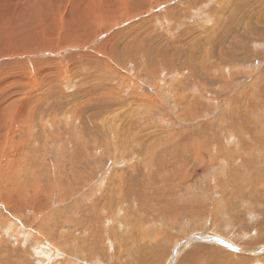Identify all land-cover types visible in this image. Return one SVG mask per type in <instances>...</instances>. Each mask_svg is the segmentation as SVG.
<instances>
[{
    "label": "rangeland",
    "instance_id": "1",
    "mask_svg": "<svg viewBox=\"0 0 264 264\" xmlns=\"http://www.w3.org/2000/svg\"><path fill=\"white\" fill-rule=\"evenodd\" d=\"M75 1L49 29L43 11L0 25V264H165L188 230L228 225L234 245L209 240L207 261L190 242L183 264H264V0Z\"/></svg>",
    "mask_w": 264,
    "mask_h": 264
},
{
    "label": "bare ground",
    "instance_id": "2",
    "mask_svg": "<svg viewBox=\"0 0 264 264\" xmlns=\"http://www.w3.org/2000/svg\"><path fill=\"white\" fill-rule=\"evenodd\" d=\"M16 0H0V4L2 5V8L0 9V25L5 21V19H7V17L9 16H15L16 14H19V16H23V18H27L28 21H32L36 18V16H41L39 13L40 11L42 12L43 11V15H47L49 19H47L48 22L52 21V23H48L49 26L47 25L46 26V29L50 28L52 24H61L64 22L63 20V17H62V13L59 9V5L57 4L59 0H39L37 1V4H34L32 0H23L22 3H25L26 6H23L22 4L21 5H17V4H14ZM19 1V0H18ZM79 2V5L76 4V2ZM121 2V6H122V9L126 10V9H134V8H138L140 9L141 7H143L144 5L146 4H151V6H153L154 8V3H152L153 1L151 0H119ZM110 0H93L91 3H88L87 0H76L73 4H69V8L74 10L75 8L79 9V10H84V9H88V10H93L95 12H101L103 11L104 8H106L109 4ZM160 0H157V3H159ZM172 2V1H171ZM239 2V1H238ZM18 3V2H16ZM240 3V2H239ZM194 5V3H192ZM159 5V4H158ZM193 5H191L193 7ZM197 7V4L195 5ZM36 8H40L39 10L36 9ZM51 8V9H50ZM181 8V7H180ZM189 8L191 9V7L189 6ZM174 9V8H173ZM183 9V8H181ZM224 9V8H223ZM171 10V9H170ZM178 10V9H176ZM187 10V9H186ZM180 11V10H179ZM224 11V10H222ZM221 11V12H222ZM47 12V13H46ZM55 12V13H54ZM181 13V11H180ZM186 13V12H185ZM192 13V11H191ZM223 13V12H222ZM189 14V13H188ZM8 15V16H7ZM168 15V14H167ZM173 15V13H172ZM192 15V14H191ZM96 17H103V16H100V15H95ZM171 16V14H170ZM175 16V15H174ZM180 17H183V16H180ZM44 19V18H43ZM51 19V20H50ZM119 19V18H117ZM116 19V20H117ZM131 19H133V16L131 17ZM181 19V18H179ZM26 20V21H27ZM40 20V19H39ZM45 20V19H44ZM42 20V21H44ZM177 20V19H176ZM152 21V19H150V22ZM45 22V21H44ZM61 22V23H60ZM119 22L118 21H114L113 25L116 24ZM169 22V21H168ZM43 23V22H40L39 23V26L40 24ZM47 23V22H46ZM154 23V22H153ZM219 24V23H218ZM146 25V24H145ZM45 26V24H44ZM45 29V28H43ZM45 29V30H46ZM44 30V31H45ZM91 33H93V35H95V39L93 40L95 43L98 39H100L99 36L96 35V31L92 30ZM44 34V33H43ZM94 43V44H95ZM39 47V50H38V54H45L47 53L48 51L43 47V45H40V46H37L35 48V46H32V49H37ZM68 47L70 48H67V49H70V50H75L76 48H78V42L77 41H74V42H70L68 43ZM37 54V53H36ZM50 54H52V52H50ZM260 93V92H259ZM183 99V98H182ZM244 104V103H243ZM258 104V103H257ZM260 104V103H259ZM138 106V104H137ZM257 106V105H256ZM93 117V115H91V118ZM115 119V118H114ZM113 120V119H112ZM110 121V120H109ZM114 122L116 123V127L119 126L117 124V119L114 120ZM119 128V127H117ZM116 134L119 133V130L118 131H115ZM184 136V135H183ZM169 145V144H168ZM122 146V145H121ZM203 147V146H202ZM198 151V150H197ZM172 153V152H171ZM161 154V153H160ZM192 154V153H191ZM197 156V155H196ZM196 156L194 155L195 159H196ZM189 157V156H188ZM187 159V158H186ZM180 163V162H178ZM187 164L188 162L182 164V166H180V169L178 167L175 166V170L178 172L183 173L185 171V173L189 172L188 168H187ZM180 165V164H178ZM189 166V165H188ZM171 168L170 167L169 169H165L163 167H161L160 171L158 172V183H161L163 186H160L162 187V191L160 193H163L164 195H166V193L169 191V187H172V186H169L171 183L174 182V177L172 174H174V172L172 171L171 172ZM188 175V173H187ZM154 178V176H153ZM156 180V179H155ZM179 180H182V179H179ZM235 180V179H234ZM238 181V180H237ZM151 182V181H150ZM240 182V181H239ZM178 182L176 181L174 183L177 184ZM241 183V182H240ZM239 183V184H240ZM131 184L132 182H128V185L126 187V190L125 191H122L121 189V186H119L117 188V191L116 193L117 194H122V197L124 198V200H129L130 197H131V194L134 192L133 189H131ZM136 184V183H135ZM230 184V183H229ZM166 185V186H165ZM173 185V186H174ZM228 186V185H227ZM229 187V186H228ZM159 188V187H158ZM174 188V187H173ZM145 190V189H144ZM153 190V189H152ZM157 190V189H156ZM148 192V191H147ZM157 192L155 191V194ZM170 194H171V191H170ZM153 195V194H152ZM158 195V194H157ZM142 197V196H141ZM155 197V195L153 196ZM158 197V196H156ZM151 198V197H150ZM146 200V199H145ZM161 201V199H159ZM153 202V201H152ZM154 203V202H153ZM141 204V203H140ZM150 205V204H149ZM155 205V204H154ZM162 206H165V205H162ZM168 207H170V205H167ZM146 207V206H145ZM144 207V210L140 212V216H141V220L146 223L151 217L152 215H155L157 212H155L154 210L157 211V207H154V209L150 206H147L146 208ZM143 208V207H142ZM171 208V207H170ZM162 209V208H161ZM187 208H183V209H177L175 206H173V211H174V215H177L179 213H182L186 210ZM163 210V209H162ZM168 210V209H167ZM172 211V212H173ZM219 217L222 221L226 222L228 220V211L226 209H223L222 211L219 212ZM90 219V218H89ZM88 219V220H89ZM240 220H242L241 217H239ZM224 222H222L223 224H225ZM207 223V221H206ZM147 224V223H146ZM209 224V223H208ZM261 224V223H259ZM189 225V224H188ZM215 225V224H214ZM229 226V225H228ZM226 226L224 228V232L223 234H219V235H215L212 231V229L210 231H206L207 232V235L208 237L210 238H218V237H222L221 239L224 240V241H228L229 245H234V243H232V241L230 240V236L233 234V228H230ZM262 226V225H261ZM215 227V226H214ZM189 227H187L186 230H188ZM185 229V228H184ZM205 230H208V229H205ZM263 230V235H264V228H262ZM189 231V235L190 236H185L186 239H188L189 241H191L192 244L196 245V244H199L198 242H202V241H199L201 240L200 236H196V237H191L192 234H193V231L192 230H188ZM184 234H185V231L183 230ZM225 236V237H224ZM100 237H101V234H100ZM167 237V234L164 233L162 234L161 236H157L156 240L160 241V240H164L166 239ZM104 238V237H103ZM152 238L153 235H152ZM198 238V239H197ZM100 239V238H99ZM219 239V240H221ZM204 240V239H203ZM221 240V241H222ZM189 241L185 240L184 242H181V243H178L179 247L176 249L172 246L173 250L172 251V258H171V255L169 256L170 258L167 259L166 263L165 264H183V261H194L193 259H197L198 256H193V253L192 251L190 252H187L184 256V259H181L180 257V254L182 252L185 251V249H187L189 246H186L188 243H190ZM217 243V242H216ZM211 244V243H210ZM186 246V248H185ZM201 249L200 251H202L201 254H199L200 257L204 256V255H207L210 253V256L211 257H208L207 261H214L215 260V252L216 250H221V248L219 249H214L211 245L209 244H203L202 246H199L197 249ZM195 249V250H197ZM259 249H262L261 247H259ZM206 250V251H205ZM252 255H256V253H252ZM260 254H257L255 257H254V260L250 263V264H262L263 261L261 259V257H259ZM155 258L157 260H160L162 258V254H158L155 256ZM240 259V257H237V261L235 264H239L238 260ZM246 263L248 262L247 259H244L242 258ZM262 262V263H261ZM156 264V262L154 263ZM190 264H196V262H191Z\"/></svg>",
    "mask_w": 264,
    "mask_h": 264
},
{
    "label": "crops",
    "instance_id": "3",
    "mask_svg": "<svg viewBox=\"0 0 264 264\" xmlns=\"http://www.w3.org/2000/svg\"><path fill=\"white\" fill-rule=\"evenodd\" d=\"M208 220L213 221V219L210 218V217H209ZM205 224H206V222H205ZM211 224H212V223H211ZM211 224H210V225H211ZM214 224L217 225V222L214 221ZM214 224H213V225H214ZM196 230H198V229H194V230H192V231H193V234H192L191 237L193 238V237H196V236H200V237H201V240H199V241H202V242H198L199 244H196V245H194V246H202L204 243H205V244H209L208 242H209V240H211V239H212L214 242L217 241V243H218V241H221V240H222V239L219 240L220 238H219V239L216 238V239H218V240H214L215 238H210V237H208L206 231H210L211 229H208V230H202V231H200V232H198V231H196ZM220 231H221V230H220ZM211 232H213L215 235L223 234V233H219V234H218V232H216V231L213 230V229H212ZM206 238H208V239H206ZM203 239H204V240H203ZM185 240L189 241V240L186 239L184 236H182V238L175 239L174 244H173V247L177 249V248L179 247L178 243L184 242ZM203 241H205V242H203ZM189 242H191V241H189ZM221 243H223V244H225V245H226V244L229 245V243L226 242V241H224V240H222ZM209 245H211V244H209Z\"/></svg>",
    "mask_w": 264,
    "mask_h": 264
}]
</instances>
